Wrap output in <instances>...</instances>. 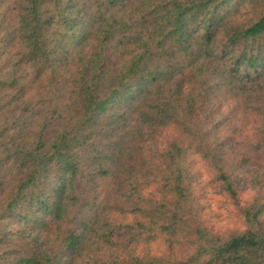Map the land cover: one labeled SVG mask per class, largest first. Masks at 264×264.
<instances>
[{"label": "trees", "instance_id": "trees-1", "mask_svg": "<svg viewBox=\"0 0 264 264\" xmlns=\"http://www.w3.org/2000/svg\"><path fill=\"white\" fill-rule=\"evenodd\" d=\"M202 169L241 231L200 221ZM261 170L264 0H0V264H100L112 235L164 251L104 264H264Z\"/></svg>", "mask_w": 264, "mask_h": 264}, {"label": "rangeland", "instance_id": "rangeland-1", "mask_svg": "<svg viewBox=\"0 0 264 264\" xmlns=\"http://www.w3.org/2000/svg\"><path fill=\"white\" fill-rule=\"evenodd\" d=\"M226 113V111H225ZM244 121H234L233 125L230 127L229 131H232L230 134H235L236 141L239 142L242 139V133H247L249 131L248 127L245 129ZM251 127V126H250ZM169 138L168 134L162 135L158 141V146L164 145L166 140ZM251 139L245 140L249 142ZM256 143L254 144V147ZM193 169L199 170L201 168V164L199 162H192ZM261 170V175L262 174ZM203 174L199 177V182L204 184V189H200L199 186L196 188L195 193L200 195V211H199V219L203 223L207 225L209 230L212 233L218 234H230L234 232L241 231L243 228L240 225L239 217H238V208L232 201L223 194H218L219 188L215 187L213 184L208 182V172L202 169ZM237 177L239 178L238 187L242 189V199L248 200L252 197L253 193L249 189H246V183L249 179V173L246 170H239L237 172ZM110 220L112 223H117L120 220L130 223L132 219L127 216H119L113 215ZM121 222V221H120ZM103 248L110 249L111 252L106 253L103 256V261L101 263L113 262L114 259L125 258L130 259L132 256H140L147 257L151 255H159L164 251V244L162 241L158 239L153 241L152 243L146 245L139 244H128L123 238L116 237L112 235L111 242H108L107 245H100ZM88 255V254H87ZM85 259H91V256L84 253L81 257L78 258V262H82ZM100 263V264H101Z\"/></svg>", "mask_w": 264, "mask_h": 264}]
</instances>
